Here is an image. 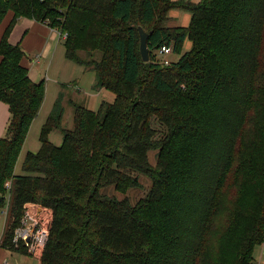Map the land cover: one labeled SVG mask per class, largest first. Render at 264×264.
<instances>
[{
  "label": "trees",
  "instance_id": "obj_1",
  "mask_svg": "<svg viewBox=\"0 0 264 264\" xmlns=\"http://www.w3.org/2000/svg\"><path fill=\"white\" fill-rule=\"evenodd\" d=\"M175 9L191 14L187 27L166 26ZM8 16L0 213L9 197L11 205L2 247L25 250L13 236L35 203L54 211L41 264H254L264 244V0H0V25ZM26 18L67 34L66 59L88 65L95 88L114 99L97 112L73 103L66 130L60 95L39 152L16 174L47 93L10 43ZM139 28L149 33L147 63ZM164 47L172 53L160 56ZM171 55L179 59L166 64ZM59 130L56 146L49 135ZM140 176L151 186L136 204L105 194L141 188Z\"/></svg>",
  "mask_w": 264,
  "mask_h": 264
},
{
  "label": "rangeland",
  "instance_id": "obj_2",
  "mask_svg": "<svg viewBox=\"0 0 264 264\" xmlns=\"http://www.w3.org/2000/svg\"><path fill=\"white\" fill-rule=\"evenodd\" d=\"M195 2H199L200 0H193ZM170 19L166 23V26L175 28L176 26L181 27H187L190 24L191 20V14L186 13L184 11L175 9L171 11L170 13ZM8 20L10 16L7 17ZM2 27H0V33L2 35L1 31ZM51 29V28H50ZM55 31V30H52ZM57 32V31H56ZM60 34V32H58ZM50 34V33H49ZM48 36V35H47ZM63 39V38H62ZM66 40L65 38L63 39ZM192 43L186 42L185 48L183 53L189 51L191 49ZM66 49L62 43L57 45V48L52 52V59L51 55L47 59H43L40 62L42 63V69H44L43 76H41V79L38 80L40 83L41 81L45 80L46 82V101L44 102V108L41 116L36 121V125L31 130L30 137H27L25 141V147L23 150V153L21 154L18 162V168L17 171H21L20 165L22 164V161L26 157L27 152L32 151L33 153L39 152V148L41 147L40 143V137L39 133L41 132L44 124L46 123V119L50 115V113L54 109V104L56 103L59 95L62 93L63 98L60 103V111H63V124L62 128L66 130H71L74 127V106L73 103L77 104L78 106H83L87 109H91L94 111H99L102 107L103 102H112L114 99V94L107 90H99L96 89L97 87V76L92 71V69L86 68L85 66L83 68L82 66L74 63L73 61H68L65 57ZM35 55V54H34ZM81 58L84 59L86 62L90 63L89 56L85 53L80 54ZM170 62H175L177 59H179V56L176 57L174 55H171L168 57ZM51 59V60H50ZM100 55L96 53L95 60H99ZM53 63H52V62ZM86 71V72H82ZM77 81L78 85L75 87L73 84L74 81ZM61 94V95H62ZM28 136V135H27ZM50 140L54 143L56 146H60L63 142V136L61 131H53L50 133ZM156 152H151L149 154V161L153 165L156 163ZM141 180V188H137L136 190H131L127 193V195H120L117 194L113 188L107 189L105 191V194H109L111 196H117L120 200L125 198L126 196L129 197V199L132 201L133 204H136L137 201L144 198L148 193L151 181L148 180V178H145L144 176H140ZM8 202L5 205L4 209L6 210L8 208ZM2 217V222H0V236L3 235L4 232V225H5V215L0 214V221ZM10 220V213L8 215L7 222ZM8 224V223H7ZM261 246V245H260ZM260 246L256 247V252L254 256V264H261V252L262 249L259 248ZM29 256V255H28ZM32 257V256H31ZM35 258V257H32ZM36 259V258H35ZM37 261L39 259H36ZM263 264V263H262Z\"/></svg>",
  "mask_w": 264,
  "mask_h": 264
},
{
  "label": "crops",
  "instance_id": "obj_3",
  "mask_svg": "<svg viewBox=\"0 0 264 264\" xmlns=\"http://www.w3.org/2000/svg\"><path fill=\"white\" fill-rule=\"evenodd\" d=\"M11 16L9 20L7 18L3 22V24L0 25V27H2L1 29L2 35L0 33V41L4 35V31L7 25L12 20ZM10 43L11 45L20 44L21 48H23L26 54V57L23 60V63L25 64L26 68L29 69V77H31L33 81L38 83L39 82L38 80L41 79V76H43V73H44V69H42V66H41L42 63L40 61L43 59H47L50 55L52 59V56H53L52 52L55 50V48H57V45H59L60 43L64 45V40L61 38L58 32L52 31V29H50L46 24L44 23L40 24L34 20L26 18V19H20L17 22L16 26L12 30V35L10 37ZM82 72H86V71H82ZM77 83L78 82L76 80L73 82L75 87H77L78 85ZM45 101H46V97H45L44 102ZM43 108L41 112L39 113L38 117L33 121V124L30 128V131L27 137H30L31 130L34 127V125H36L37 123L36 121L41 116L43 112ZM9 120H10V109L8 108L6 104L0 101V140L2 139V137L4 136L8 128ZM40 133H39V136H40ZM24 147L22 149V153H23ZM30 152H27V154ZM17 168H16L15 173L20 174L21 171L18 172ZM0 214L2 215V213ZM0 222H2V217H1ZM7 223H8L7 219H5V225H4L5 228H4L3 235L0 236V241L3 240V237L5 236V232L8 229ZM259 248L262 249V252L260 254L261 255L260 263L264 264V244L261 245ZM0 264H41V260L37 261L35 258L28 256L25 250L15 251V250L8 249L6 247H0Z\"/></svg>",
  "mask_w": 264,
  "mask_h": 264
},
{
  "label": "built area",
  "instance_id": "obj_4",
  "mask_svg": "<svg viewBox=\"0 0 264 264\" xmlns=\"http://www.w3.org/2000/svg\"><path fill=\"white\" fill-rule=\"evenodd\" d=\"M60 36L63 39H67L68 37L67 34H63L62 32H60ZM171 53V48L164 47L159 52V55H170ZM165 63L170 64V61L165 60ZM6 188L11 191L12 182L9 181ZM8 204V208L6 210L2 209L1 211L6 219H8L10 213L11 197L8 198ZM24 211V216L18 229L14 232L12 242H14L15 248H17L16 250L23 248L29 256L42 260L53 227L54 211L35 203L26 204ZM2 244L3 242L1 240L0 247H2Z\"/></svg>",
  "mask_w": 264,
  "mask_h": 264
},
{
  "label": "water",
  "instance_id": "obj_5",
  "mask_svg": "<svg viewBox=\"0 0 264 264\" xmlns=\"http://www.w3.org/2000/svg\"><path fill=\"white\" fill-rule=\"evenodd\" d=\"M140 29V33H141V39H140V44H141V55H142V59H144V61L147 63L150 59H149V47L147 44V40L149 38V33L145 32L143 29Z\"/></svg>",
  "mask_w": 264,
  "mask_h": 264
}]
</instances>
